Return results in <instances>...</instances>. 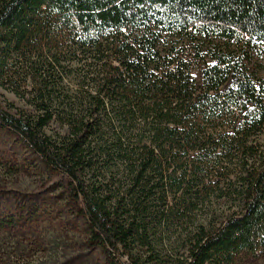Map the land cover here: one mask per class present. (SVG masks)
<instances>
[{
	"label": "trees",
	"instance_id": "1",
	"mask_svg": "<svg viewBox=\"0 0 264 264\" xmlns=\"http://www.w3.org/2000/svg\"><path fill=\"white\" fill-rule=\"evenodd\" d=\"M253 55L264 0H0V90L21 103L0 133L104 264H264ZM10 240L0 264H34Z\"/></svg>",
	"mask_w": 264,
	"mask_h": 264
},
{
	"label": "rangeland",
	"instance_id": "2",
	"mask_svg": "<svg viewBox=\"0 0 264 264\" xmlns=\"http://www.w3.org/2000/svg\"><path fill=\"white\" fill-rule=\"evenodd\" d=\"M248 68L264 78V57L253 55ZM0 106L12 109L21 103L0 90ZM260 142L264 144V135ZM52 177L19 141L0 133V222L11 218L0 232L10 234L11 242L27 244L34 264H104L100 253L87 247L81 223L60 200L62 190L49 188Z\"/></svg>",
	"mask_w": 264,
	"mask_h": 264
}]
</instances>
